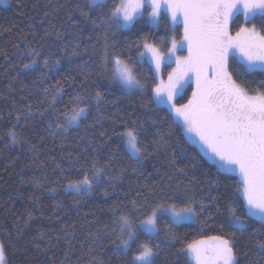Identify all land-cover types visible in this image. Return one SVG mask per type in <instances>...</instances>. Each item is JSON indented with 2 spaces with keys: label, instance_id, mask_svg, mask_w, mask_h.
<instances>
[{
  "label": "snow or ice",
  "instance_id": "obj_1",
  "mask_svg": "<svg viewBox=\"0 0 264 264\" xmlns=\"http://www.w3.org/2000/svg\"><path fill=\"white\" fill-rule=\"evenodd\" d=\"M88 8L89 13L81 15L91 24L93 32L102 33V43L101 36H97L95 43L91 35L82 39V27L71 39L56 30L54 35L61 40L57 52L42 55L26 43L27 51L23 55L28 61L21 58L16 78L21 73L38 71L36 79L43 83L63 59L71 62L73 57L90 52L92 59L99 45L102 47L99 75L119 86L122 94L139 95L147 101L140 106L151 112L143 123L131 115L122 120L123 130L118 135L128 159L139 165L164 149L171 155L174 175L187 177V166L176 165L177 148L191 146L198 149L200 160L208 165L206 172L215 173L214 180L207 185L194 176L188 181L194 188L177 182L171 194L164 190L171 187L170 183H165L159 192L155 188H149L147 193L137 189L136 196L130 200V211H123L114 203L111 211L118 243H112L117 254L126 257L121 264H156L162 243L166 246L181 243L176 229L197 224L215 225L223 234L193 240L181 248L192 264H240L237 233L257 231L249 220L258 221L264 229V0H89ZM161 20H170L163 35L154 34L151 29L145 35V22L159 29ZM180 27L182 36L177 40L175 33ZM233 28H236L234 35ZM121 30L139 34L136 42L120 45L110 39L109 33ZM52 34L45 32V36ZM185 51L186 55H178ZM4 56L7 60L6 53ZM173 64L175 67H171ZM165 67L171 68L166 78L162 75ZM81 75L85 94L78 92L70 101L71 107L59 112L62 122L59 118L55 123L49 119L47 131L53 137L72 127L79 128L93 109L97 113L93 118L95 124L104 119L101 114L106 101L104 86L98 81L89 84L83 70ZM8 87L14 90L11 82ZM43 92L52 96L44 111L52 109L56 113L57 98L63 93L59 81L54 88L45 87ZM22 115L25 123L34 115L31 103L25 105ZM15 120L19 124L21 115ZM149 122L155 127L154 132L146 127ZM165 125L169 126L167 133L163 131ZM172 127L182 133V140L175 145L168 143ZM7 135L12 144L20 143L16 125ZM149 135L152 139L146 143ZM192 159L193 169L202 167L199 160ZM80 167L82 175L77 171L79 178L68 179L64 185L65 191L77 194L76 199L92 193L105 179L114 188L123 177V171L111 174L108 164L101 165L95 159L90 168ZM172 179L168 177L169 182ZM34 182L40 187L39 182ZM51 191L55 193L56 189ZM28 218H32L31 212ZM162 232L167 239H162ZM255 247L264 252V239L256 240ZM0 264H9L2 241Z\"/></svg>",
  "mask_w": 264,
  "mask_h": 264
},
{
  "label": "trees",
  "instance_id": "obj_2",
  "mask_svg": "<svg viewBox=\"0 0 264 264\" xmlns=\"http://www.w3.org/2000/svg\"><path fill=\"white\" fill-rule=\"evenodd\" d=\"M88 4L89 0H8L7 5H0V241L6 245L9 264H121L126 257L118 255L112 243H118L117 233L113 231L115 225L111 208L114 203L119 204L123 211H130V200L136 196L137 189L147 193L149 188H155L159 192L165 183H170L171 187L164 190L171 194L175 191V183L188 185L193 176L203 185L215 178L214 170L206 172L208 165L200 160L198 149L191 146L177 148L176 165L187 166V177L174 175L171 155L164 149L154 152L139 165L128 159L118 135L123 130L122 120L131 115L143 123L149 119L151 112L140 106L147 101L141 100L139 95L122 94L119 86L110 84L108 79L99 75L101 46L98 45L92 59H89L91 52L73 57L71 62L63 59L43 83L36 79L38 71L21 73L16 78L21 58L24 62L28 61V57L23 55L27 51L26 43L40 50L42 55L57 52L61 40L56 39V30H60L64 38L71 39L72 34L78 33L82 27V39L91 35L95 43L97 36H101L102 43V33L93 32L91 24L81 15L82 12L89 13ZM169 23L170 20H161L159 29H156L145 22L143 30L145 35L150 29L156 35H163ZM257 30H260L259 25ZM46 31L53 34L45 36ZM235 31L236 28H233L232 33ZM137 35L129 30L109 33L110 39L120 45L135 43ZM175 36L177 40L181 38L182 27ZM83 46L81 43V50ZM4 53L8 56L7 60ZM81 70L89 84L98 81L104 86L106 101L101 108L104 119L95 124L93 118L97 113L93 109L89 119L79 128L72 127L53 137L47 131L49 119L55 123L59 118L62 122L59 112L65 111L66 106L71 107L70 101L78 92L85 94L81 87L84 80ZM169 70L170 67L163 68L165 78ZM143 71L147 72V68ZM57 81L63 89L62 95L57 98L58 111L53 113L52 109H48L45 112L52 96L51 93L45 96L43 89L54 88ZM10 82L14 90L9 89ZM21 96L26 99L21 100ZM28 103L32 104L34 115L25 123L22 112ZM118 109L121 111L116 115ZM40 112L44 115L41 116ZM17 115H21L19 124L15 120ZM13 125H16L18 144H12L7 135ZM146 127L151 132L155 131L150 122ZM168 130L169 126L165 125L163 131L167 133ZM172 133L168 143L175 145L182 140V133L175 127H172ZM41 137L44 139L41 140ZM151 139L149 135L145 142ZM192 157L199 160L202 167L193 169L191 165L195 161ZM94 159L101 165L108 164L111 174L123 171V177L114 188L105 179L92 193L76 199L77 194L65 191L64 185L68 179L79 178L76 172L83 173L80 166L90 168ZM169 176L173 178L171 182L168 181ZM34 181L39 182L40 187ZM53 188L55 193L51 191ZM180 191L183 192V186ZM29 212L32 213L31 219L28 218ZM249 224L257 229L255 233L251 230L237 233L240 264H264V252L255 247L256 240L264 239V229L260 228L258 221L253 223L249 220ZM21 228L22 232L19 231ZM175 231L181 243L174 246L162 243L156 264H184L185 260L192 264L180 251L181 248L193 240L223 234L211 224H197ZM161 235L162 239H167L163 232Z\"/></svg>",
  "mask_w": 264,
  "mask_h": 264
},
{
  "label": "rangeland",
  "instance_id": "obj_3",
  "mask_svg": "<svg viewBox=\"0 0 264 264\" xmlns=\"http://www.w3.org/2000/svg\"><path fill=\"white\" fill-rule=\"evenodd\" d=\"M7 3H8V0H0V5H2V6H5V5H7ZM258 31V30H257ZM235 33H233V35H234ZM180 54H183V55H186L187 53H186V51L185 52H183V53H178V55H180ZM171 67H175V65L173 64ZM170 70H171V68H170ZM169 70V71H170Z\"/></svg>",
  "mask_w": 264,
  "mask_h": 264
}]
</instances>
